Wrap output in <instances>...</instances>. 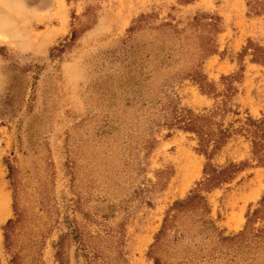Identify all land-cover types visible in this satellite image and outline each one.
Listing matches in <instances>:
<instances>
[{"label": "rangeland", "instance_id": "rangeland-1", "mask_svg": "<svg viewBox=\"0 0 264 264\" xmlns=\"http://www.w3.org/2000/svg\"><path fill=\"white\" fill-rule=\"evenodd\" d=\"M0 15V264H264V0Z\"/></svg>", "mask_w": 264, "mask_h": 264}, {"label": "trees", "instance_id": "trees-1", "mask_svg": "<svg viewBox=\"0 0 264 264\" xmlns=\"http://www.w3.org/2000/svg\"><path fill=\"white\" fill-rule=\"evenodd\" d=\"M252 56L254 57V59L256 61H259L260 63H264V52L263 51H259V55H257V52H253ZM183 129L184 130H188V131H192V132H195L197 134V136L199 137V152L205 154L206 152V146L208 145V139L207 138H203L202 137V134L200 132V130L198 129L197 131H193V126L191 125L190 121L186 122L184 121V125H183ZM199 131V132H198ZM217 146V142H213V149L214 150H217L216 147ZM253 155H254V152H253ZM234 166H230L228 168H225L223 170H220L219 172L215 173L212 175L211 177V180H214V181H222L224 179H226L228 177V172L230 170H234ZM212 173H214V171H212ZM184 204V203H183ZM179 206V205H178ZM260 212V210L258 211H255V215ZM262 233H264V231L262 230L261 231ZM7 240V237L5 235V241ZM58 257V256H57ZM60 261V260H58ZM10 264H14V257L11 258V261H10ZM58 264H61L60 262ZM154 264H157V262L155 261Z\"/></svg>", "mask_w": 264, "mask_h": 264}, {"label": "bare ground", "instance_id": "bare-ground-1", "mask_svg": "<svg viewBox=\"0 0 264 264\" xmlns=\"http://www.w3.org/2000/svg\"><path fill=\"white\" fill-rule=\"evenodd\" d=\"M13 22L8 20L7 18H4L2 15H0V31L5 28H9L13 26Z\"/></svg>", "mask_w": 264, "mask_h": 264}]
</instances>
